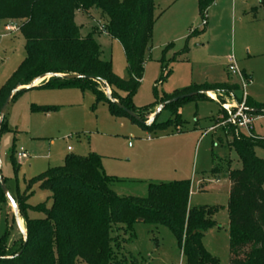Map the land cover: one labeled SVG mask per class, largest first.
<instances>
[{
  "label": "rangeland",
  "instance_id": "1",
  "mask_svg": "<svg viewBox=\"0 0 264 264\" xmlns=\"http://www.w3.org/2000/svg\"><path fill=\"white\" fill-rule=\"evenodd\" d=\"M171 1L154 0L155 15L160 14L153 25L156 35L151 41L153 48L144 57L146 65L143 77L132 98L136 107L152 104L154 89L161 96L190 84L227 79V60L230 56L234 57L239 70L245 67L246 42L261 40V49H264V22H250L261 17L258 0H217L216 7L212 4L208 8L214 10L209 13L210 16L205 14L209 26L202 25L195 0H185L183 10H197L185 19L193 31L188 42L190 52L185 55V62H173L171 58L174 55L170 58L166 54L168 48L158 46V32L164 34L171 22V17L162 11ZM246 3H253V7H257L255 18L244 11ZM88 12L75 15L82 33H93L104 51L101 58L111 61L113 73L126 79L127 65L120 45L98 33L105 18L99 11L90 9ZM9 21L19 26V21L13 19L0 22ZM184 43L175 42L174 46L183 47ZM185 56L179 55L178 58ZM24 57V39L20 31H4L0 24V88ZM251 62L253 83L250 85L247 82L245 94L251 96L248 108L259 109V104L264 105V59ZM162 65H166L172 73L156 83L162 74ZM231 76L227 84L242 96L239 79L235 75ZM98 86L106 95L104 85ZM214 95H207L208 99L191 98L180 102L177 112L182 123L178 129L169 127L149 131L132 122L129 117L111 114L107 104L96 102L88 90L83 93L79 89L24 91L8 103L4 116L7 129L0 133V173L4 185L14 199L19 193H26L30 205L44 203L48 207L51 203L50 191L40 189L36 183L29 185L28 181L48 168L61 165L66 154L86 156L91 152L101 156L105 175L116 179L110 182V187L119 196L144 197L149 184L188 180L190 208L218 206L212 216L215 225L204 233L202 245L216 259V264H228V178L224 168L216 175L211 173L212 160H228L231 168H239L241 163L235 150L229 147L232 135L225 134L222 128L210 130L217 123L216 115L222 110L220 104H228L226 100L230 99L229 94ZM241 96L234 94L237 104ZM31 105L59 108L58 111L44 114L32 111ZM157 108L156 105L146 112V122H150L151 112L154 113ZM258 117L254 123L255 132L264 136V115ZM170 118H173L170 110L162 109L156 122ZM68 146L70 151L67 150ZM12 149L18 167L16 170L10 158ZM20 152H24L27 157L19 159L17 153ZM255 154L264 160V147H255ZM32 215L38 217L41 214ZM6 232V247L13 251L23 238L7 199L0 200V239ZM131 232L133 237L126 242L124 240L128 239L129 233L123 235L118 229L113 232V236L118 237V247L114 249L116 260H124L127 264H187L175 236L167 226L140 221L133 225ZM75 264L85 263L78 261Z\"/></svg>",
  "mask_w": 264,
  "mask_h": 264
},
{
  "label": "trees",
  "instance_id": "2",
  "mask_svg": "<svg viewBox=\"0 0 264 264\" xmlns=\"http://www.w3.org/2000/svg\"><path fill=\"white\" fill-rule=\"evenodd\" d=\"M214 0H197L198 14L205 18ZM264 11V0L258 1ZM99 11L105 18L106 33L122 46L127 65L126 79L112 71L109 60L101 58L100 45L93 33L82 36L75 22L77 11ZM154 0H0V21H19L18 30L24 39L25 57L17 69L0 88V109L14 89L29 85L33 80L51 74L37 89L77 88L88 90L96 102L107 104L111 114L129 117L144 130L175 129L181 126L177 105L191 98L208 99L206 94L179 99L166 105L172 117L156 122L158 114L147 124L144 116L151 108L174 97L191 92L207 91L230 94L233 87L226 83L192 84L170 94L158 95L154 89V102L136 107L132 98L137 92L144 72V57L151 50L152 31L158 15ZM256 7L252 8L255 11ZM193 33V31H192ZM170 45L166 46V49ZM184 46L171 58L184 60ZM163 62V59L161 60ZM162 65V74L156 83L168 78L172 70ZM59 75H79L65 78ZM83 76V77H82ZM107 83L108 97L98 87ZM31 89V88H29ZM26 89L16 91L11 100ZM119 92H123L121 96ZM113 100L131 110L138 120L130 117ZM249 101L245 102L248 107ZM58 106L31 105L34 112L58 111ZM259 109L264 105L259 104ZM223 112V110H221ZM153 114V112H151ZM261 114L264 113H252ZM6 129L3 119L0 133ZM232 135L229 147L238 155L241 166L231 168L228 160H212L211 173L222 168L230 187L228 191V264H264V160L255 154V147H264V139L240 134L232 128H222ZM11 162L18 167L11 150ZM114 177L105 175L101 156L67 154L63 163L51 167L28 181L51 193V203L32 206L26 193L14 199L18 215L24 221L26 239L13 251L6 247L7 232L0 239V264H127L116 260L118 237L113 232L129 233L124 242L131 240L133 225L141 222L167 226L177 240L187 264H216L217 261L203 247L202 238L215 225L212 216L218 206H188L190 181L149 184L144 197L119 196L110 187ZM7 198L0 188V200ZM40 213L32 217L31 213Z\"/></svg>",
  "mask_w": 264,
  "mask_h": 264
},
{
  "label": "crops",
  "instance_id": "3",
  "mask_svg": "<svg viewBox=\"0 0 264 264\" xmlns=\"http://www.w3.org/2000/svg\"><path fill=\"white\" fill-rule=\"evenodd\" d=\"M183 1L185 0H172L171 3L169 4V6L164 10V12L162 11V13H167L171 18H170V23L169 25H167V27L165 28V31H164V34L163 33H159L158 32V35H159V38H158V41H160V43H158V46L160 48L162 47H165L167 45H170L169 48L167 49V52L166 54L169 55V57L171 58L175 53H177L178 51H180L182 48H184L185 45H187L188 47V42L190 40V34L192 32V27H189L188 23H185V19L188 17L189 18V15H193L195 12H197V10H183ZM259 1V0H258ZM196 4H197V0H195ZM253 3H246L245 5V8H244V11L249 13V14H253V17L255 18L256 16V13L258 12L257 10V7H256V10L255 11H252V8ZM174 5H177V6H174ZM217 6V0H214V3H213V7H216ZM176 7V8H175ZM178 7V8H177ZM258 9L261 10V17L259 19H251L250 22L252 23V21H255V22H258V21H261V22H264V11L262 8L258 7ZM211 11H214V10H207L206 12V15L210 16L209 13ZM187 12H190L189 14H187ZM76 13H84V14H88L89 12L86 11H77ZM75 13V15H76ZM154 13H155V10H154ZM198 13V12H197ZM160 14V13H159ZM76 22V20H75ZM0 24L3 25V30H5V26L6 25H10L11 24H16L14 21H9V22H0ZM76 24L78 25V22H76ZM193 24V23H192ZM18 25V24H17ZM103 25V24H102ZM205 26H209L208 25V22L206 21V24ZM155 28V27H154ZM153 28V31H152V39L156 36L155 35V30ZM206 29V28H205ZM16 31V30H15ZM13 31V32H15ZM80 33L82 36H85L87 34H83L82 31H81V26H80ZM98 33H100L101 35L103 36H107L109 37V35L106 33V32H103L101 31L100 29H98ZM93 37L95 38V40L97 41V43L100 45V50H101V57L103 56L104 54V51L102 50V45L100 44L99 40L93 35ZM111 38V37H109ZM112 39V38H111ZM115 40V39H113ZM119 45L120 43L115 40ZM182 41H185L183 47H180L178 46L179 48H175L174 44L175 42L178 43V42H182ZM261 45H262V42L261 40H255V41H249V42H246L245 43V50H246V57L243 59L244 60V66L242 70H240L243 74H245V76H247L248 80H249V83L250 85L253 83V79H252V76H253V68L249 65V63H251L253 65V62L251 61H255L257 59H264V49H261ZM121 49H122V46L120 45ZM153 48V45L151 44V49ZM151 51V50H150ZM122 52H123V49H122ZM190 52V48L188 47V53L189 54ZM149 53V52H148ZM147 53V54H148ZM124 55V54H123ZM185 56V55H184ZM181 58H185L184 60H179V61H176V62H185L186 61V56L185 57H181ZM228 58V57H227ZM226 58V59H227ZM105 60V59H104ZM224 60H225V57H224ZM145 65H146V62L144 61V68H145ZM239 69V68H238ZM229 78H232L231 75L228 74V70H227V79H220V80H217V81H205L204 83H208V84H215V83H229ZM48 79V78H47ZM235 80V78H233ZM252 80V81H251ZM236 81V80H235ZM203 84V83H202ZM192 85V84H190ZM189 86V85H188ZM33 89H37V88H31V89H26L25 91H30V90H33ZM66 89H77V88H66ZM81 91V90H80ZM82 92V91H81ZM23 93V92H22ZM83 93V92H82ZM119 94L121 96L124 95L123 92H119ZM211 97H215L214 94L212 93H208ZM234 94L238 97H240L236 92L232 91L229 95H230V99H227L226 101L228 102V104L230 106H233L234 104H236V101L234 100ZM247 98H248V101L251 99V96L250 95H247ZM222 111H218L216 117L221 113ZM40 113V112H39ZM52 113V112H50ZM50 113H44V114H50ZM259 114L256 115L255 119H254V122H253V129H252V134L254 136H258V137H264L263 135H259L255 132V125L254 123L259 119L258 117ZM212 117L214 118V116L212 115ZM4 122H5V125H6V129H7V122L5 120V117H4ZM10 131V130H9ZM226 134V132H225ZM69 147V146H68ZM67 147V150L70 151V147L68 149ZM67 155V154H66ZM65 155V156H66ZM137 172V171H135ZM134 172V174H135ZM138 174V173H137ZM226 175V174H225ZM136 176V174H135ZM217 180V179H215ZM219 181V180H218ZM217 182V181H215ZM229 187H230V182L228 180V191H229ZM32 217H34V215H32V213L30 214ZM20 220V224L22 226V220L21 218H19ZM140 222V221H138ZM23 227V226H22ZM24 228V227H23ZM25 229V228H24ZM23 238V236H22Z\"/></svg>",
  "mask_w": 264,
  "mask_h": 264
},
{
  "label": "built area",
  "instance_id": "4",
  "mask_svg": "<svg viewBox=\"0 0 264 264\" xmlns=\"http://www.w3.org/2000/svg\"><path fill=\"white\" fill-rule=\"evenodd\" d=\"M206 24L205 18L202 19V25ZM5 30L9 32H13L18 30V26L16 25H6ZM100 30L106 32L104 26H100ZM227 70L231 75H235L241 83L242 86V96L240 98V102L230 106L229 104L222 103L220 104L217 100V103L220 104L221 112L216 117V124L210 127V130H215L216 128H232L235 136H239L240 134H245L247 136L256 137L252 134L254 115L248 111L244 110L245 101L247 95L245 94V87L249 80L245 74H243L237 67L236 62L233 56H230L227 60ZM209 95V94H208ZM69 149V147H68ZM17 157L19 159L26 158L27 155L24 152L17 153Z\"/></svg>",
  "mask_w": 264,
  "mask_h": 264
},
{
  "label": "water",
  "instance_id": "5",
  "mask_svg": "<svg viewBox=\"0 0 264 264\" xmlns=\"http://www.w3.org/2000/svg\"><path fill=\"white\" fill-rule=\"evenodd\" d=\"M59 76H62V77H65V78H78V77H81L79 75H59ZM51 77V74H47V75H44V76H41L35 80H33L29 85L27 86H23V87H18L16 89L13 90V92H11L7 98L5 99L1 109H0V127L2 125V122H3V119H4V116H5V112H6V108L8 106V103L10 102L11 100V97L12 95L18 91V90H23V89H29V88H33V87H36L38 86L43 80L47 79ZM83 77V76H82ZM104 87H105V92H106V95L109 97L110 96V87L107 83H103ZM209 92L207 91H200V92H191V93H188V94H184V95H181L180 97H174V98H171L169 100H166L162 103H160L158 105V108L155 110V112L152 114L151 118H150V122L154 119L155 115L160 113V111L168 104H171L173 102H176L178 101L179 99H183V98H186V97H192V96H195L197 94H206L208 95ZM121 109H123L130 117L138 120V117L135 115V113L131 110H128L127 108H125L124 106H122L120 103H118L116 100H113ZM244 110L245 111H248V112H252V113H264V109H252V108H248L246 106H244ZM150 122H146L147 124H149ZM0 188H1V191L3 192V194L5 195V197L7 198L10 206L12 207V210H13V214L16 218V221H17V224L21 230V234L23 236V241L25 242V239H26V232H25V229L21 226L20 224V220H19V215H18V209H17V204L14 200V198H12L5 185H4V180H3V177L0 173ZM138 221H141V219H139Z\"/></svg>",
  "mask_w": 264,
  "mask_h": 264
}]
</instances>
